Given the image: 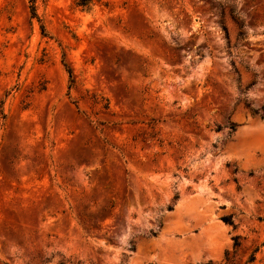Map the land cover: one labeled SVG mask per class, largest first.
Wrapping results in <instances>:
<instances>
[{"label": "rangeland", "instance_id": "374dc122", "mask_svg": "<svg viewBox=\"0 0 264 264\" xmlns=\"http://www.w3.org/2000/svg\"><path fill=\"white\" fill-rule=\"evenodd\" d=\"M63 263L264 264V0H0V264Z\"/></svg>", "mask_w": 264, "mask_h": 264}, {"label": "trees", "instance_id": "16d2710c", "mask_svg": "<svg viewBox=\"0 0 264 264\" xmlns=\"http://www.w3.org/2000/svg\"><path fill=\"white\" fill-rule=\"evenodd\" d=\"M90 0H80V3L83 4V5H86ZM33 9V7H32ZM70 73H72L71 69L69 70ZM179 195L176 196V198H178ZM222 219L227 223V224H230V225H233L235 226L234 224V220L231 216L229 215H225L222 217ZM235 243L238 244L239 243V236H235ZM65 264V263H63ZM210 264V263H209Z\"/></svg>", "mask_w": 264, "mask_h": 264}]
</instances>
